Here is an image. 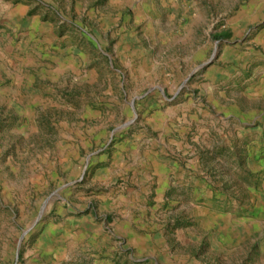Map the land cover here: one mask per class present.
<instances>
[{
    "label": "rangeland",
    "instance_id": "374dc122",
    "mask_svg": "<svg viewBox=\"0 0 264 264\" xmlns=\"http://www.w3.org/2000/svg\"><path fill=\"white\" fill-rule=\"evenodd\" d=\"M0 264H264V0H0Z\"/></svg>",
    "mask_w": 264,
    "mask_h": 264
},
{
    "label": "crops",
    "instance_id": "0c3cea01",
    "mask_svg": "<svg viewBox=\"0 0 264 264\" xmlns=\"http://www.w3.org/2000/svg\"><path fill=\"white\" fill-rule=\"evenodd\" d=\"M167 162H169V163L166 164V165L159 163V167H158L157 172H152V173H158V174H156L157 175L156 178H158V179H159V177L163 178L164 177L163 173L168 175V174L173 172L172 169H171V167H173V166H171V164H170L172 161L169 160ZM153 165H155V164H153ZM149 173H150V171H148V170H145V172H144V174L147 175V176H148ZM126 198H129V193L126 195ZM127 215H129V214H127ZM128 217H130V216H128ZM71 222H72V224L74 226L75 225L77 227L78 226H82V227H80V229L77 228V230H76L77 232H81V229L83 227L85 228L84 230H86V232H88V233H89V231L93 232V230L95 231V229H96V225H95V222H94L93 214L91 212L88 215H86V217L85 216H80L79 218L73 217V220H71Z\"/></svg>",
    "mask_w": 264,
    "mask_h": 264
},
{
    "label": "trees",
    "instance_id": "16d2710c",
    "mask_svg": "<svg viewBox=\"0 0 264 264\" xmlns=\"http://www.w3.org/2000/svg\"><path fill=\"white\" fill-rule=\"evenodd\" d=\"M227 36H228L227 33H225V32H220V33H218V34H214V35H213V38L216 39V40H222V39L226 38Z\"/></svg>",
    "mask_w": 264,
    "mask_h": 264
}]
</instances>
